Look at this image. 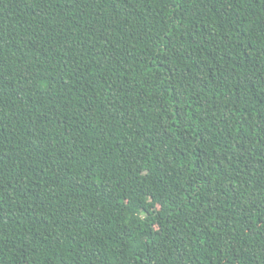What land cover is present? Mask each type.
Segmentation results:
<instances>
[{"label": "trees", "instance_id": "1", "mask_svg": "<svg viewBox=\"0 0 264 264\" xmlns=\"http://www.w3.org/2000/svg\"><path fill=\"white\" fill-rule=\"evenodd\" d=\"M0 264H264V0H0Z\"/></svg>", "mask_w": 264, "mask_h": 264}]
</instances>
